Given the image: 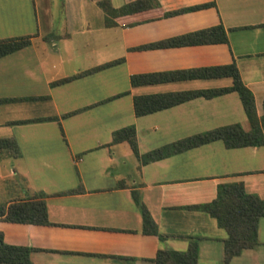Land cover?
<instances>
[{"label": "crops", "instance_id": "obj_1", "mask_svg": "<svg viewBox=\"0 0 264 264\" xmlns=\"http://www.w3.org/2000/svg\"><path fill=\"white\" fill-rule=\"evenodd\" d=\"M43 1L53 6V0ZM98 1L56 0L58 39L49 46L42 38L50 33L41 32L40 23H46L37 11L42 1L5 3L23 16L6 13L17 23L12 31L0 28V40L30 35L31 41L0 58V99H47L0 105V139H13L19 152L18 157L0 156V203L42 192L48 224L0 219L3 241L33 248L31 264H153L157 249L184 250L193 237L199 264H224V230L206 213L183 207L208 202L218 184L235 181L242 182L245 192L264 199V146L228 150L217 141L141 166L125 143L106 145L113 131L129 125L134 127L139 154L233 124L247 131L235 93L194 97L139 118L133 116L132 98L226 88L227 78H189L183 73L234 63L260 117L264 0H155L158 7L149 12L152 20L126 27L120 19L114 28L103 27ZM133 1L109 0L113 8ZM203 4L213 6L164 16ZM218 25L225 31L226 44L155 46ZM118 60L111 68L49 86ZM145 74L165 75L157 83L130 87V76ZM78 110L82 111L60 118ZM46 117H57L59 124H9ZM77 186L81 191L66 193ZM133 189L164 235L162 240L141 233L139 209L130 195ZM227 264H264V217L257 222V244L242 249Z\"/></svg>", "mask_w": 264, "mask_h": 264}, {"label": "trees", "instance_id": "obj_2", "mask_svg": "<svg viewBox=\"0 0 264 264\" xmlns=\"http://www.w3.org/2000/svg\"><path fill=\"white\" fill-rule=\"evenodd\" d=\"M213 4H203L189 7L178 11L164 14V16L176 15L185 12H191L198 9L211 7ZM96 7L101 11L104 28H114L118 25V20L123 19L124 26L130 27L141 22L152 20L150 11L155 10L158 4L155 0H136L124 4L118 8H113L109 0H100L96 2ZM144 17L140 18V15ZM132 18V19H131ZM128 20V21H127ZM58 37L49 34L42 38L43 41H55ZM31 37L22 36L0 40V58L10 55L16 51L26 48L30 45ZM226 34L223 28L218 25L209 29L189 33L171 40L158 43L157 47H181L193 45H211L226 44ZM146 47V46H145ZM121 60L111 61L88 70L79 72L67 78L51 82L50 87L60 86L73 80L94 74L96 72L111 68ZM189 78L198 79H219L227 78L230 85L226 88L209 90L205 92L185 93V94H167V95H145L134 96L132 98V113L135 118L153 114L173 106L179 105L194 97H203L205 99L218 97L227 93H235L243 114L245 116L248 130L244 131L239 124L219 127L201 134L190 136L159 148L139 154L135 141V130L132 125L120 128L111 133V141L106 146H113L125 143L139 165H146L167 157L182 153L184 151L200 147L212 142H221L225 149H240L245 147L264 146L262 129L264 127V101L262 103V114L257 117L255 114L253 96L250 91L242 84L234 63L226 66L213 68H203L187 71ZM165 74H145L129 77L130 87L146 86L160 81ZM127 92L115 95L107 101L122 97ZM47 97L37 98H4L0 99V105L14 104L20 102L46 100ZM82 110L70 112L62 115L60 118H67ZM53 121L59 124L57 117H46L33 120L15 121L9 124L20 125L28 123H38ZM1 154L9 157H18V147L13 139H0ZM81 191V187L66 191L74 193ZM133 203L139 209L141 217V233L155 235L162 240L164 235L159 234L157 226L151 218L147 208L139 199L136 190L130 191ZM45 194L42 192L18 200L8 205L0 203V219L10 223H25L46 225L48 224L45 202ZM184 209L198 210L206 213L215 220L216 225L224 230L225 238L223 244V262L227 264L228 260L237 255L242 249L253 247L257 244V222L259 218L264 217V199L256 194L247 193L240 181L220 183L216 186L215 196L208 202L187 205ZM190 240L184 250L157 249L153 259V264H199L197 262V242L195 238ZM31 247L21 245L6 244L3 241L0 232V264H31L29 260Z\"/></svg>", "mask_w": 264, "mask_h": 264}, {"label": "rangeland", "instance_id": "obj_3", "mask_svg": "<svg viewBox=\"0 0 264 264\" xmlns=\"http://www.w3.org/2000/svg\"><path fill=\"white\" fill-rule=\"evenodd\" d=\"M12 0H0V28L1 30H5L4 32H8L9 30H14V27L15 24L17 22H15L13 19H9L7 15H9V13H12L13 14H22L23 16V13L20 9H15V10H12V12L10 11L11 10V7L10 8H6L5 6V3L6 2H10ZM40 2L42 1V4L39 5V7L37 8V11L38 12H41L43 14L42 16V21L43 23H46L45 25H42L40 23V30L41 32H48L50 34H54L55 31L58 32V22H59V15H58V8L55 7L54 3L56 2V0H53V6H49V2H46V1H43V0H39ZM58 1V0H57ZM8 6V5H7ZM80 8H78L79 10ZM10 11V12H9ZM8 12V14L6 15V13ZM31 12H34V7L31 6ZM48 12V14H47ZM11 15V17H12ZM94 16V15H92ZM33 18V17H32ZM19 23H23V27L26 25L24 23V21H18ZM33 26H34V23H32ZM33 33L31 36L34 38V35H36V31H35V27L33 29ZM30 36V35H29ZM16 36H9L8 38H15ZM45 44L47 46H49L48 44L50 43H53L55 41H51V40H47V41H44Z\"/></svg>", "mask_w": 264, "mask_h": 264}]
</instances>
